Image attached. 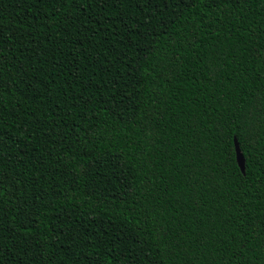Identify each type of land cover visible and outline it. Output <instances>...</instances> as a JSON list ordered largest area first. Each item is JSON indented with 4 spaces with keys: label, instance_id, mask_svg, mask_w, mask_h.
I'll return each mask as SVG.
<instances>
[{
    "label": "trees",
    "instance_id": "1",
    "mask_svg": "<svg viewBox=\"0 0 264 264\" xmlns=\"http://www.w3.org/2000/svg\"><path fill=\"white\" fill-rule=\"evenodd\" d=\"M0 222V264H264V0H0Z\"/></svg>",
    "mask_w": 264,
    "mask_h": 264
},
{
    "label": "snow or ice",
    "instance_id": "2",
    "mask_svg": "<svg viewBox=\"0 0 264 264\" xmlns=\"http://www.w3.org/2000/svg\"><path fill=\"white\" fill-rule=\"evenodd\" d=\"M63 3H66L68 5V9H75V8H81L89 6L91 3H93V0H62ZM97 4L100 3V0H95ZM139 2V0H138ZM151 0H143L144 5L147 7L149 6ZM83 15V13H82ZM80 17H74L73 15H68L66 17L67 20L73 21L74 19H79ZM142 23L151 24V18H147ZM5 240H11V236L7 235V229L6 227L0 222V251L4 248V241Z\"/></svg>",
    "mask_w": 264,
    "mask_h": 264
},
{
    "label": "water",
    "instance_id": "3",
    "mask_svg": "<svg viewBox=\"0 0 264 264\" xmlns=\"http://www.w3.org/2000/svg\"><path fill=\"white\" fill-rule=\"evenodd\" d=\"M235 158L237 165L242 173H244V159L240 152L237 142L234 140Z\"/></svg>",
    "mask_w": 264,
    "mask_h": 264
}]
</instances>
